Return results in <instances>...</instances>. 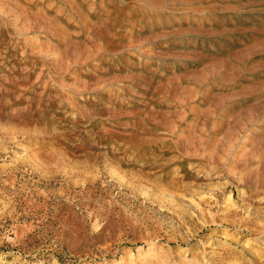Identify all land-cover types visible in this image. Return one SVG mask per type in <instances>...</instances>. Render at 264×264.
<instances>
[{"label":"rangeland","instance_id":"obj_1","mask_svg":"<svg viewBox=\"0 0 264 264\" xmlns=\"http://www.w3.org/2000/svg\"><path fill=\"white\" fill-rule=\"evenodd\" d=\"M0 264H264V0H0Z\"/></svg>","mask_w":264,"mask_h":264}]
</instances>
